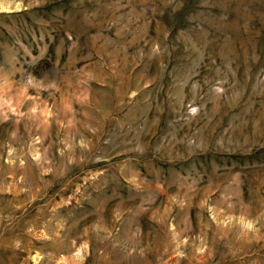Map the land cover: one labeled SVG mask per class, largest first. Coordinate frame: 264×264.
<instances>
[{
  "label": "rangeland",
  "instance_id": "rangeland-1",
  "mask_svg": "<svg viewBox=\"0 0 264 264\" xmlns=\"http://www.w3.org/2000/svg\"><path fill=\"white\" fill-rule=\"evenodd\" d=\"M0 264H264V0H0Z\"/></svg>",
  "mask_w": 264,
  "mask_h": 264
}]
</instances>
